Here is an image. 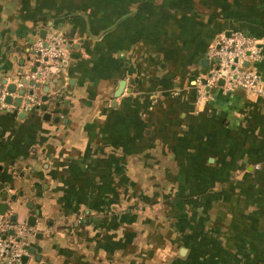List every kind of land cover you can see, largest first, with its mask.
Instances as JSON below:
<instances>
[{
    "label": "crops",
    "instance_id": "0c3cea01",
    "mask_svg": "<svg viewBox=\"0 0 264 264\" xmlns=\"http://www.w3.org/2000/svg\"><path fill=\"white\" fill-rule=\"evenodd\" d=\"M57 27L63 64L24 81ZM232 28L264 38V0H0V88L35 100L0 106L23 264H264V93L197 100ZM257 66L264 88V46Z\"/></svg>",
    "mask_w": 264,
    "mask_h": 264
},
{
    "label": "built area",
    "instance_id": "2783aa9c",
    "mask_svg": "<svg viewBox=\"0 0 264 264\" xmlns=\"http://www.w3.org/2000/svg\"><path fill=\"white\" fill-rule=\"evenodd\" d=\"M68 36L62 28H53L44 37H38L33 44L34 70L22 74L24 81L41 82L57 70L65 60ZM264 38L238 28L222 31L207 52L212 60L204 83L198 86V98L208 96L205 86H219L224 92L242 87L249 93H264L263 83L258 70L262 59ZM247 62V63H245ZM23 85V82L19 83ZM7 94L20 96L18 108L26 111L34 104L31 93L20 94L18 88H0V106H14L4 101ZM33 228L25 221L11 219L7 213L0 214V264H23L22 256L27 251L29 237Z\"/></svg>",
    "mask_w": 264,
    "mask_h": 264
},
{
    "label": "water",
    "instance_id": "95a60500",
    "mask_svg": "<svg viewBox=\"0 0 264 264\" xmlns=\"http://www.w3.org/2000/svg\"><path fill=\"white\" fill-rule=\"evenodd\" d=\"M245 63H247V62H245ZM34 69H35V66H33L31 70H34ZM23 80H25V79H23ZM30 82L32 83V80H30ZM35 83H36V84H39L38 82H35ZM8 89H9V90H14V89H15V84L12 83L10 86H8ZM24 91H25V88H20V89H19L20 94H23ZM29 92H32V90H29ZM12 99H13V97H12L11 94H7V95L4 97V101L7 102V103H10V102L12 101ZM20 101H21V97L18 96V97L15 99V104H16V105H19V104H20ZM6 209H7V203H6V202H3V201H0V214H3V213L5 212ZM10 218H11V219H14V218H15L14 214H11V215H10ZM28 223H29V224H32V225L34 224V216H29V217H28ZM32 251H33V250H32ZM26 260H27V256L24 254V255L22 256V262L25 263Z\"/></svg>",
    "mask_w": 264,
    "mask_h": 264
}]
</instances>
